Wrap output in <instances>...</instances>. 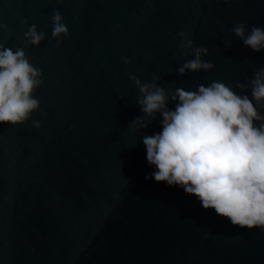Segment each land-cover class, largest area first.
Returning a JSON list of instances; mask_svg holds the SVG:
<instances>
[{
  "label": "water",
  "instance_id": "water-1",
  "mask_svg": "<svg viewBox=\"0 0 264 264\" xmlns=\"http://www.w3.org/2000/svg\"><path fill=\"white\" fill-rule=\"evenodd\" d=\"M53 10L68 28L58 46ZM241 22L264 28V0H0V43L43 73L39 109L0 124V264H264V231L145 179L156 169L143 137L162 131V116H145L129 79L156 74L173 91L221 81L251 98L235 86L264 67V49L234 35ZM33 24L45 38L25 47ZM180 31L208 49L211 70L177 73L194 58L178 47ZM138 116L147 127L133 130Z\"/></svg>",
  "mask_w": 264,
  "mask_h": 264
},
{
  "label": "clouds",
  "instance_id": "clouds-1",
  "mask_svg": "<svg viewBox=\"0 0 264 264\" xmlns=\"http://www.w3.org/2000/svg\"><path fill=\"white\" fill-rule=\"evenodd\" d=\"M51 36L57 46L61 36L68 35L59 10H53ZM7 26L0 23V31ZM232 32L253 51L264 49V28L245 22L233 26ZM178 47L187 59L177 68L211 70L214 65L202 57L208 55L205 47H194L189 33L180 31ZM45 32L37 31L35 24L24 33L25 47L39 45ZM123 58V63H130ZM42 70L29 62L25 51H14L0 43V124H21L39 109L40 101L33 92L42 83ZM129 79L139 89L137 103L147 117L159 112L162 131L143 137L146 158L155 171L145 176L157 182L178 186L187 194H194L207 210L214 209L239 228H259L264 231V67L254 72L248 83L235 87L250 88L249 95H240L231 84L212 81L197 90L171 87L165 89L156 83V74L148 82H141L134 74ZM170 100L178 101L174 110L167 108ZM259 122V123H257ZM40 127L39 121H33ZM133 130L147 127L144 116L129 123Z\"/></svg>",
  "mask_w": 264,
  "mask_h": 264
}]
</instances>
